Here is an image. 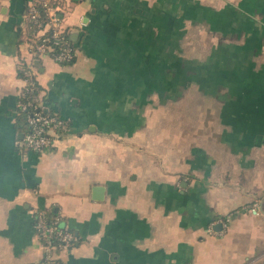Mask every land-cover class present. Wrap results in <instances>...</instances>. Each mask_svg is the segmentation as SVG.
I'll return each instance as SVG.
<instances>
[{"label": "crops", "instance_id": "1", "mask_svg": "<svg viewBox=\"0 0 264 264\" xmlns=\"http://www.w3.org/2000/svg\"><path fill=\"white\" fill-rule=\"evenodd\" d=\"M28 1L0 0V264H39L49 209L59 264H264V0H83L68 64L29 52ZM23 62L70 121L43 151L16 142Z\"/></svg>", "mask_w": 264, "mask_h": 264}, {"label": "built area", "instance_id": "2", "mask_svg": "<svg viewBox=\"0 0 264 264\" xmlns=\"http://www.w3.org/2000/svg\"><path fill=\"white\" fill-rule=\"evenodd\" d=\"M83 0H29L25 12L28 50L33 56H51L60 63L75 60L77 48L71 38L67 16L74 3ZM33 64L26 70L27 83L20 89L17 107L29 109L28 129L16 142L23 148L43 151L55 143L61 134L69 132L70 121L51 113L43 100V91L36 90ZM35 228L41 240L39 264H57L60 254L69 251L76 236L60 215L50 216L45 210L35 214ZM213 230L212 228H210Z\"/></svg>", "mask_w": 264, "mask_h": 264}, {"label": "trees", "instance_id": "3", "mask_svg": "<svg viewBox=\"0 0 264 264\" xmlns=\"http://www.w3.org/2000/svg\"><path fill=\"white\" fill-rule=\"evenodd\" d=\"M71 34V32L69 33V35ZM75 44V43H74ZM76 46V45H75ZM74 60L70 61L69 63H73ZM64 64H68V63H64ZM28 69V64H26L25 62L22 63V66L18 68V75L20 77H26L27 74H26V70ZM35 88L36 90L35 91H42L43 90V87L42 85L38 82V80H36V83H35ZM22 88V87H21ZM20 97V96H19ZM18 97V99H19ZM43 100L45 99L44 98V95H43ZM17 108V113H16V119H15V125L17 127V129L19 130V132H22V133H25L28 129V113H29V109H26V110H22L21 108L19 107H16ZM51 113H53V110H49ZM68 132H65L64 134H61V137H63L64 135H66ZM45 212L50 215V216H55V215H60L56 210L54 209H49V210H45ZM62 218V216H61ZM63 220V218H62ZM59 264V261L57 262Z\"/></svg>", "mask_w": 264, "mask_h": 264}, {"label": "water", "instance_id": "4", "mask_svg": "<svg viewBox=\"0 0 264 264\" xmlns=\"http://www.w3.org/2000/svg\"><path fill=\"white\" fill-rule=\"evenodd\" d=\"M77 36H78V33H76V32H74V33L71 34V38L73 40H76L77 39ZM22 137H23V133H21V135H20V138H22ZM104 190H105V187L103 185H101V184L95 185L93 187V197L94 198H98V199L103 198V196H104ZM222 226H223V224L221 222H219V223H216L214 225V228L216 230H221L222 229Z\"/></svg>", "mask_w": 264, "mask_h": 264}, {"label": "rangeland", "instance_id": "5", "mask_svg": "<svg viewBox=\"0 0 264 264\" xmlns=\"http://www.w3.org/2000/svg\"><path fill=\"white\" fill-rule=\"evenodd\" d=\"M75 5H76V3L73 4V6H75Z\"/></svg>", "mask_w": 264, "mask_h": 264}]
</instances>
